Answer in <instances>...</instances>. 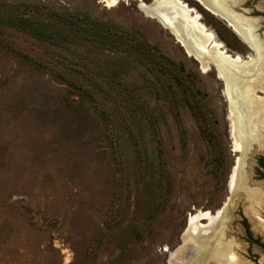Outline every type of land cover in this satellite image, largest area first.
Wrapping results in <instances>:
<instances>
[{
  "label": "rangeland",
  "instance_id": "rangeland-1",
  "mask_svg": "<svg viewBox=\"0 0 264 264\" xmlns=\"http://www.w3.org/2000/svg\"><path fill=\"white\" fill-rule=\"evenodd\" d=\"M114 1L0 0V264H171L189 218L223 207L225 253L264 264L241 226L252 203L229 189L223 83L138 1ZM182 1L226 54H253Z\"/></svg>",
  "mask_w": 264,
  "mask_h": 264
},
{
  "label": "flooded vegetation",
  "instance_id": "flooded-vegetation-1",
  "mask_svg": "<svg viewBox=\"0 0 264 264\" xmlns=\"http://www.w3.org/2000/svg\"><path fill=\"white\" fill-rule=\"evenodd\" d=\"M178 1L184 5H187L182 0H178ZM194 1L199 3L208 13L212 14L216 18H219L253 52V54L250 55L249 58L254 66L253 73L254 75H256L257 78L253 80L254 81L253 83L250 84V89H249V97H250L251 106H252L251 130L253 131V133L255 132V134L259 132L264 139V124L263 125L259 124L264 120L259 115L262 112V107L264 106V97L258 94V93H261L264 95V30L263 31L261 30L263 27L264 15H259V16L256 15V14L264 13V0H194ZM209 4L210 5L212 4L218 7V9L221 11V13H223V15L214 13V11L212 10L213 8L209 6ZM190 10L192 12V15L197 17V15H195L194 9L190 8ZM224 18H238L239 19L238 24L242 26L243 29L245 28L248 34L251 35V38L253 39L251 44H248L244 40L242 36V32H240V30H238L236 26L229 24V22L226 21ZM243 31L245 32V30ZM231 57H234V58L236 57L237 60H240V56L238 55L231 56ZM253 91H254L255 98L253 97ZM254 139H255V142L253 144H254L255 150L253 151L252 156L250 158V164L248 167L249 177H248L247 183H245L244 185H240L241 190H238L239 196L237 197L239 198L238 200H243L245 202L249 200L252 203L251 211H254L252 212L253 213L252 219L253 220L255 219L257 221V222L254 221L255 224L257 223L256 226L251 228L252 226L251 224L253 222L251 223L249 221V218L245 216L244 214L241 215L242 216L241 226L246 234L247 242L249 245L248 248L250 250L249 252L253 254L254 249H257L258 251L261 252L260 254L261 257H264V219L259 218L258 217L259 215H257V214H260L258 211V208L264 207V185H263L264 177H263V180H261L262 178L260 177V175L257 177L253 173V166H255V164H253L255 160L254 158L257 157L256 155H258V152L264 151V143L260 144L261 141L257 139V137H254ZM237 153L240 154V152H237ZM262 163L264 165L263 161ZM235 169L236 167H234V170ZM234 170H233V173H234ZM233 173L231 175V178L233 176ZM256 178L260 179L258 181L259 185L256 182ZM223 209L224 207L220 209V214L222 217L221 219L218 215L216 216V215L210 214L212 217H216L218 226L220 227V231H222V229L227 227V224H226L227 222L223 220L225 216V211L221 212V210ZM203 220L207 221L208 224L211 225V228H209L208 230L213 228V223L211 224L208 219H203ZM254 223L253 225H255ZM217 237H219V235ZM219 241L221 243V238H219ZM229 253H231V251L224 253L221 258L217 257L219 262L224 263V264H242V260H240L238 257L236 258L235 255L229 254ZM254 259L257 260L256 256L254 257ZM203 263H208V262L206 261ZM256 264H261V263L260 261H258Z\"/></svg>",
  "mask_w": 264,
  "mask_h": 264
},
{
  "label": "water",
  "instance_id": "water-1",
  "mask_svg": "<svg viewBox=\"0 0 264 264\" xmlns=\"http://www.w3.org/2000/svg\"><path fill=\"white\" fill-rule=\"evenodd\" d=\"M141 1L142 0H140L138 3V9L145 15V17L156 21L164 30L168 31L169 34L173 36L175 41L184 49L186 54L190 58H194L199 63L200 69L203 72H207L212 68L215 69L217 78L223 83V95L228 104L229 121L230 116L233 118V115H235L237 118L240 117V119L243 117V115L245 116L246 109L243 111L244 108L239 105V102L236 105L233 92L235 86L233 85H248L249 83H253V80L257 78L253 73L254 66L250 58H242V61H238L236 57H230L229 59L227 58L228 56H226V54L222 55L220 52L209 48L203 42L204 35L202 34L200 26L193 19L192 13L189 12L187 8L177 5L174 1L152 0L150 3ZM141 5L145 8L144 11L143 8H141ZM209 6L213 8L212 10L214 13L223 15V13H221V11L218 9V7H215V5L209 4ZM224 19L228 21L229 24L236 26V28L242 32L244 40L248 44H251L253 39L251 38V35L248 34L247 30L245 28L243 29V27L238 24V18ZM243 30H245V32ZM253 97L255 98L254 91ZM230 127V132L232 133L233 127L231 121ZM254 150L255 147L252 141H247L244 143L243 153H240L238 158L241 159L239 172L240 181L238 188H236L234 192L230 190L232 199L238 198V190H241L240 185L247 183L249 177L248 167ZM237 166L238 163L236 162L235 167ZM225 210L226 209L224 208L221 210V212H224Z\"/></svg>",
  "mask_w": 264,
  "mask_h": 264
},
{
  "label": "bare ground",
  "instance_id": "bare-ground-1",
  "mask_svg": "<svg viewBox=\"0 0 264 264\" xmlns=\"http://www.w3.org/2000/svg\"><path fill=\"white\" fill-rule=\"evenodd\" d=\"M136 1H138V3L140 2V0H136ZM172 1H174L177 5H181L182 7L187 8L189 12H191L188 5H184L180 3L178 0H172ZM104 2H108L109 4L115 3L114 0H104ZM141 8H143L144 11L145 8L142 5ZM199 18H200L199 15H197V17L193 16V19L195 20V22H197V24L200 26V29L202 30V34L204 35L203 42L205 43V45H207L209 48H212V50L220 52V54L224 55L225 52L223 51H225V48L223 44L217 41L216 36L212 32L210 33L206 32L202 24L198 23ZM226 56H228L227 58L229 59L231 57L229 55ZM238 61H242V58L240 57V60ZM233 86H235L233 92L236 100V105L239 102V105L244 108L243 111L246 109V115L245 116L243 115L241 119L240 117L239 118L235 117V115H233V118L230 116L233 127L232 136L234 139V144L236 146V147L234 146V149L236 152H240L242 154L244 149V143H246L247 141H252L254 143L255 142L254 137H257V139L261 141L260 144H263L264 139L259 132L255 134V132L253 133V131L251 130L252 106L249 97L250 83L248 85L241 86L239 84L237 85L235 84ZM259 115L261 116V118L264 119V106L262 107V112ZM259 124L263 125L264 120ZM240 160L241 159L237 160L238 166L234 170L233 176L231 178L230 188L232 192L235 191L239 185ZM203 219H208L211 224L213 223V228L207 230L201 227L198 222ZM218 227L219 226L216 217H212L209 212L197 216H191L188 221L187 230L184 233L185 248L177 252L176 254L171 255L170 263L171 264H204L203 262L207 261L209 253H211L209 259H212V256L215 258L216 256L218 258H221L222 255L225 253L226 249L220 243L219 237H217L216 229Z\"/></svg>",
  "mask_w": 264,
  "mask_h": 264
}]
</instances>
